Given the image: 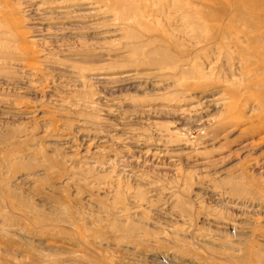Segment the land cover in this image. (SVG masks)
I'll return each instance as SVG.
<instances>
[{
    "label": "rangeland",
    "instance_id": "obj_1",
    "mask_svg": "<svg viewBox=\"0 0 264 264\" xmlns=\"http://www.w3.org/2000/svg\"><path fill=\"white\" fill-rule=\"evenodd\" d=\"M0 264H264V0H0Z\"/></svg>",
    "mask_w": 264,
    "mask_h": 264
}]
</instances>
